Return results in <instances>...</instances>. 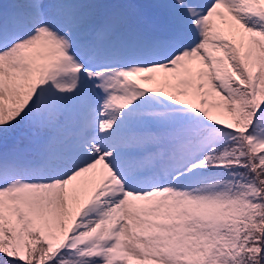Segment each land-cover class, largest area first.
Returning a JSON list of instances; mask_svg holds the SVG:
<instances>
[{"label":"snow or ice","instance_id":"1","mask_svg":"<svg viewBox=\"0 0 264 264\" xmlns=\"http://www.w3.org/2000/svg\"><path fill=\"white\" fill-rule=\"evenodd\" d=\"M0 264H264V0H0Z\"/></svg>","mask_w":264,"mask_h":264}]
</instances>
